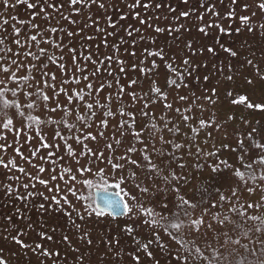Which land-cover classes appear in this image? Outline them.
I'll use <instances>...</instances> for the list:
<instances>
[{
    "label": "rangeland",
    "instance_id": "obj_1",
    "mask_svg": "<svg viewBox=\"0 0 264 264\" xmlns=\"http://www.w3.org/2000/svg\"><path fill=\"white\" fill-rule=\"evenodd\" d=\"M8 2L15 7H6L0 0V40L11 30L13 37L8 35L6 40H19L20 44H10L9 52H0V137H6L0 144L11 145L6 152L0 150V158L14 160L25 173L6 172L0 167V256L8 264H264V165L253 163L264 153L247 138V133L256 129L253 136L264 144V108L255 107L264 106V28L258 27L264 24V11L258 8L264 0H237L235 5L231 0H141L136 8L129 7L135 0H81L75 6L69 0H45L35 9L17 0ZM100 3L104 9L98 7ZM146 3L150 5L147 8L143 7ZM245 4L249 5L247 10ZM210 8L220 16L209 12ZM229 9L235 16L227 17ZM185 11L190 15L181 16ZM242 15L252 18L253 31L239 19ZM208 24L214 26L206 27ZM156 27L164 31L156 32ZM201 27H206V34L199 31ZM14 28L20 29L19 35ZM53 28L57 31H51ZM220 28L225 29L226 40L216 39L217 34H223ZM158 35L175 38L162 41L173 48L178 64H183V59L190 61L187 71L192 75L186 71L183 79L187 87L166 86L170 74H176L160 57L155 58L159 64L153 73L148 58L146 62L135 60L136 71L126 68L125 72L131 73L125 78L129 84L121 89L119 84L105 85L106 71L99 69L101 61L95 60L102 58L103 50L94 53L92 62L87 58L74 61L69 54L72 65L53 72L54 78L47 74V63L41 61V49L45 52L49 40H82L84 44L145 40L135 44L132 51L148 55L152 49L147 50L146 40L155 41ZM31 36H36V41ZM221 44L237 56L225 53ZM209 46L215 52H207ZM3 54L6 59L1 61ZM196 63L202 68H193ZM2 64L11 72H3ZM84 65L82 76L72 80L73 73L79 74L78 67ZM12 73L16 80L10 78ZM132 74L139 76L141 86L132 82ZM156 87L167 95L166 100L154 92ZM43 95L49 99L44 101ZM180 96L186 99L181 101ZM241 97L246 99L241 101ZM89 103L91 110L86 107ZM165 104L172 108L166 109ZM9 119L13 123L4 129ZM135 132L141 135L134 136ZM161 137L170 143H162ZM239 139L244 140L243 149L238 147ZM44 143L52 147H43ZM66 143L72 146L74 156L68 153ZM174 144L182 147L170 146ZM16 148L27 159H22ZM129 148L136 151L129 152ZM88 150L91 154H85ZM145 157L160 167L159 176L165 179L155 178L157 173L147 170ZM133 160L138 166L131 163ZM116 163L122 167L113 168ZM248 164L252 167L247 168ZM216 165L220 170L214 172ZM39 167L46 171L39 173ZM81 168L90 172H81ZM173 173L179 179H173ZM53 175L57 177L54 181ZM6 176L19 179L9 181ZM29 176L48 180L47 188ZM25 183H35V188L19 187L18 192L7 194L6 185L16 189ZM116 183L120 187H113ZM136 184L148 187L150 193H141ZM174 187H179L180 194L195 206L176 210L178 216L169 212L160 216L163 198L170 209L173 206ZM95 188L117 190L132 211L122 217L108 212L88 215L89 210L102 212L95 205ZM27 192L43 193L49 199L52 194L67 196L70 206L61 200L62 208L57 209L40 195L16 198ZM41 203L44 209L39 207ZM145 220L156 222L147 225ZM170 223H177L178 229L171 228ZM128 227L133 231L128 232ZM144 244L149 245L147 250Z\"/></svg>",
    "mask_w": 264,
    "mask_h": 264
},
{
    "label": "snow or ice",
    "instance_id": "obj_2",
    "mask_svg": "<svg viewBox=\"0 0 264 264\" xmlns=\"http://www.w3.org/2000/svg\"><path fill=\"white\" fill-rule=\"evenodd\" d=\"M69 2H70L71 5L75 6V5L79 4V3L81 2V0H69ZM92 2L95 3L96 0H92ZM17 3L26 4L27 8H29V9H35V8L38 7V5L45 3V0H34V2H29V0H17ZM140 3H141V0H135V3L132 4V5H129V7H131V8H136V7L140 6ZM185 3H187V0H185ZM236 3H237V0H231V4L235 5ZM4 5H5L6 7H15V5H10L9 2H8V0H4ZM149 6H150V5L147 4V3L143 5V7H145V8H147V7H149ZM48 7H49V8H55V4H49ZM61 7H63V5H61ZM98 7H99L100 9H104V8H105V5H104V3H100V4L98 5ZM248 7H249V5H247V4L244 5V8H245L246 10H247ZM258 8H259L260 10L264 11V2H260V3L258 4ZM40 11H41V12H44L45 9H44V8H40ZM172 11L175 12V9H172ZM208 11H209V12H212L213 15H215V16H217V17L220 16V13L215 12L214 9H211V8H210V9H208ZM135 15L138 17V16H139V12H137ZM180 15H181V16H184V17H187V16L190 15V13L187 12V11H185V12H182ZM254 15H255V13H253V16H254ZM233 16H235V11L232 10V9H229L228 12H227V17L231 18V17H233ZM122 19H123V17H122ZM201 19H203V17H201ZM239 19H240L245 25L248 26V30H249V31H253V29H252V27H251V23H250V21H251L252 18H251L250 16H248V15H242V16L239 17ZM109 21H111V18H109ZM4 23L7 24V20H5ZM22 23H23V21H22ZM140 23L143 24V23H145V21H144V20H141ZM112 26L115 27L114 24H113ZM213 26H214V25H212V24H208L206 27H213ZM206 27H201V28H199V31H200L201 33H205V34H206ZM258 27H260V28H264V24H260ZM51 31L56 32L57 29L53 28V29H51ZM155 31H156V32H163L164 29H162V28H160V27H156ZM171 31H172V30L169 29V32H171ZM177 31H178V29H177ZM220 31H221V32H224L225 29H224V28H220ZM14 32H15L16 35H19L20 29H19V28H14ZM69 35H72V34L69 33ZM128 35L131 36V35H132V32L129 31V32H128ZM30 39L33 40V41H36L37 37H36V36H31ZM0 42H2V40H0ZM14 42H15L17 45L20 44V41H19V40H16V41H14ZM187 46H188L189 48H191V47H192L191 42H189V44H188ZM220 47L223 49V51H224L225 53H227V54L230 55L231 57H236V56H237V52L233 51L231 48H229V47H224L223 44H221ZM206 50H207V52H209V53H213V52H215V49H214L213 47H211V46L207 47ZM9 51H10V49H9ZM201 51H203V49H202ZM41 52L43 53V49H41ZM193 54H195V53H193ZM28 55H32V54H31V53H28ZM149 55L158 56V57H160L162 60H163V58H164V57H163V54H162V50H161V51H156V52L149 53ZM12 63H16V61H13ZM182 63H183V65L185 66V68L188 69V67H189V65H190V61H189L188 59H183ZM248 63L251 64L252 61L249 60ZM166 66H167L168 69H171L173 72H175L176 77H177L176 79L168 80V81L166 82V86H174L176 89H179V88H181L182 86H183V87H187V85L183 83L184 74L181 73V72H176V70L173 68L172 64H170V63L167 64ZM61 67H63V65H61ZM153 67H155V62H153ZM204 67H207V65H204ZM2 71L5 72V73H9V72H11V70H10L8 67H3V68H2ZM187 75L191 76V75H192V71H191V70H188V71H187ZM10 78H11L12 80H16V76H15V74L12 73ZM53 78H54V77H53ZM203 79H204V80H208V76H204ZM229 79H231V77H229ZM178 80L180 81L179 83H178ZM133 83H135V81H133ZM89 87H91V85H89ZM154 92H155L156 94H159L163 99H165V100L167 99V95L161 91V88L156 87V88L154 89ZM29 95H30V94H29ZM77 98L80 99V100H83V96L80 95V94H77ZM48 99H49V98H48L47 95H43V100H44V101H47ZM71 99H72V98L69 97V102H71ZM179 99H180L181 101H184L186 98H185L184 96H180ZM244 99H246V98L241 97V101H243ZM4 103H5V104H8L9 101H7V100L5 99ZM248 106H249V107H253V105H248ZM28 107L31 108V107H33V105L30 103V104H28ZM86 107H87L89 110H91V109L93 108V105L89 103V104L86 105ZM145 107H147V104H145ZM255 107H258V108H264V106H261V105H256ZM165 108H166V109H171V108H172V105H171V104H165ZM51 111H56V109H51ZM175 111H176L177 113H179V112H180V109H176ZM93 115H94V113H93ZM121 115H123V113H121ZM145 115H147V113H145ZM81 119H83V117H81ZM183 119H184L185 122H187V121L189 120V117H188L187 115H185V116L183 117ZM12 123H13L12 120H10V119L7 120V122L3 124V128H4V129H8L9 126L12 125ZM103 123H104L105 126H106V123H107V122L104 121ZM200 123L203 125L205 122H204L203 120H201ZM69 127H70V126H69ZM121 127H123V124L121 125ZM254 132H257V130H256V129H253L251 132L247 133V138H248V140L251 142V145H252L255 149H258L261 153H264V144L258 143V142L256 141V138L253 136V133H254ZM57 135L59 136V133H58V132H57ZM133 135L138 137V136L141 135V133H139V132H135V133H133ZM86 138H89V137H86ZM90 138L95 139V137H90ZM0 139H5V140H6V137H0ZM161 141H162V143H166V144L170 143V142H168V141H163V138H162V137H161ZM77 142H78V143L80 142V141H79V138H77ZM117 143H119V141H117ZM141 143H143V141H141ZM243 145H244V140H243V139H239V140H238V147H240L241 149H243ZM170 146L174 147L175 149H180V148L182 147V145H180V144H174V145H170ZM8 147H11V145L0 144V150H3V151H5V152L7 151V148H8ZM43 147H52V146L48 145L47 143H44V144H43ZM56 147H58V145H56ZM109 147H111V145H109ZM66 148H67L68 153H69L70 155H72V156L75 155V153L72 151V146H71L70 144H67V143H66ZM234 150H235V149H234ZM15 151H16V153H17L18 155L21 156L22 159H27V158L23 157V153L20 152V149H19V148H16ZM128 151H129V152H135L136 149H135V148H129ZM145 151H147V149H145ZM85 154H91V153H90V150H88V152L85 153ZM156 154H158V153L156 152ZM31 155L34 157V156L36 155V153H35V152H32ZM51 155H52V153H49V156H51ZM165 155L170 156V157H174V154H172V153H165ZM212 155H215V153H209V156H212ZM42 159H43V158H42ZM121 159L123 160V159H125V157H121ZM241 159H242V157H241ZM145 160H146L147 165H148V169H147V170H148L150 173H157V176H156L155 178H158V179H165V178L159 176L160 167H159L157 164H155V163H154L151 159H149L148 157H145ZM76 162L79 163V161H76ZM131 163H132L134 166H138V165H137V162H136L135 160L131 161ZM253 163H257V164H259V165H264V154L260 155V156L258 157L257 160L253 161ZM220 164H223V165L227 166V163H226L225 161H220ZM0 167H2L6 172H11L12 170H16L17 172H19V173H21V174H24V173H25V169H24L23 167H19V166H17L16 163H15V161H14V160H11V159H10L8 162H5L2 158H0ZM112 167H113V168H116V169H120V168L122 167V165L116 163V164H112ZM179 167L183 168L184 165H179ZM246 167H247V168H251L252 165H251V164H248V165H246ZM219 170H220L219 165H216V166L213 167V171H214V172L219 171ZM45 171H46V169H45L44 167H39V168H38V172H39V173H43V172H45ZM64 171H65V172H70V169H65ZM80 171H81V172H83V171H89V172H90V169H84V168H81ZM100 171H103V170L101 169ZM236 175H237V176H241V174H240L239 172H237ZM56 178H57V177H56L55 175L51 176V180H53V181L56 180ZM172 178H173V179H179V177H177V176L175 175V173L172 174ZM5 179H7V180H9V181H10V180H13V179L18 180L19 177H18V176H17V177L6 176ZM29 179H31V180H37L36 177H31V176H29ZM72 179L75 180V177H72ZM37 182H38L39 184H41V185H44L46 188H47L48 183H49V181H48V180H45V179H38ZM85 183H90V181H85ZM19 187H22L23 189L27 190L29 187L35 188V183H33V184H31V185L25 183V184L19 185L18 188H16V189H13V187L11 186V184H8V185H6V192H7V194L12 195L14 191L18 192ZM113 187H120V184H119V183H116L115 185H113ZM135 187L138 188L139 191H140L141 193H143V194H149V193H150V189H149L148 187H146V186H145V187H141L139 184H136ZM58 190H59V189H58V186H57V191H58ZM48 191L51 193V192H53V189L49 188ZM172 191L176 193V195L173 197V201H174L173 206H172V208L170 209V207H169V203H168V202H164V201L167 200V199H166V198H163V199L160 201V203H159V207H160V209H161V214H160V216H162V213H163V212H169L172 216H178L179 213H178V211H176V210H182V209H184V208H186V207H194V206H195L191 201H189V200L186 199L182 194H180V189H179V187H174V188L172 189ZM73 194H74V193H73ZM33 195H40V196H42L43 199H44L45 201H47L50 205H55V207H56L57 209L62 208L61 200H63L64 205H69V206H70V201H68L67 196H63V197L58 198V196H57L56 194H52V195H51V198L49 199V197H48V196H44L43 193L27 192L26 195H17L16 198L19 199V200H27V199L31 198ZM233 195H235V193H233ZM221 198H222L223 200H226V199H227L226 196H222ZM81 199H83V197H81ZM132 199L135 200L136 197H132ZM106 204H107V206L112 210L113 213H115L118 209L121 210V211H124V212H131V211H132V209L129 208L127 204H122L121 201H119V200L109 199V200L106 201ZM39 207H40L41 209H44V208H45V205H44L43 203H41V204L39 205ZM249 207H252V205H249ZM68 214L70 215L71 213H68ZM87 214H88V215H93V214H96V215H104L103 212L93 213L91 210H89V211L87 212ZM77 216H79L81 219L83 218V217L80 215V213H77ZM155 222H156L155 220H152V221L145 220V221H143V223H144V224H147V225L154 224ZM201 223H202V218H201ZM170 227L173 228V229H178L179 225H178L177 223H170ZM126 230H127L128 232H132V231H133V229H132L131 227H128ZM197 231H199V228H197ZM47 238H48V239H51V237H47ZM13 240H14L15 242H17V243H22L21 241L17 240L16 237H13ZM37 247H40V246L38 245ZM148 247H149L148 244H144V245H143V248H144L145 250H147ZM44 254H45V255H51V253H47V252H45ZM57 255H59V254L57 253ZM147 255L151 256L152 253L149 251V252H147ZM135 259L138 261V260H139V257L137 256ZM0 264H8L7 260H5V259L3 258V256H0Z\"/></svg>",
    "mask_w": 264,
    "mask_h": 264
},
{
    "label": "trees",
    "instance_id": "obj_3",
    "mask_svg": "<svg viewBox=\"0 0 264 264\" xmlns=\"http://www.w3.org/2000/svg\"><path fill=\"white\" fill-rule=\"evenodd\" d=\"M20 21L25 22V19H21ZM32 21V20H31ZM29 22V24L31 23ZM28 22V21H27ZM172 30V29H171ZM209 35L213 33V31L209 30L207 31ZM223 34H217L216 39L220 40H226L224 34L225 32H222ZM8 35L10 37H13V34L11 30L7 33V36L1 37L2 42H0V52H9L10 44H15L14 41L16 40H6ZM175 38H172L171 36L166 35H158L155 39V41L146 40V48L147 50H151L149 53L161 51L164 54V61L165 65L172 64L173 68L176 70H180L181 73H186L187 69L183 64H178L176 62V55L174 54V50L171 47V49L167 48L169 43H165L162 40H174ZM180 40V39H179ZM198 40H202L201 37L198 38ZM48 41V40H47ZM49 46H46L44 48L45 52H43L42 56V63H47V67L49 68V73L52 78L56 77L53 72L57 71L58 69H69V67L72 65V61L68 60V55L72 54L74 57V61H80L87 58V61L92 62L94 61V53L98 50H103L105 52L102 53V58L98 57L95 59L96 61H101V65L99 64V69L104 68V71H106V83L105 85L111 86L119 84V89L124 88L125 85L129 84V81H127L125 78L129 76L131 73H127L126 68H129L132 71H136L133 68H136L135 60L144 61L148 58V61L155 62V67L159 64V61H156L158 59V56L154 55H146L142 54L139 55L136 52L137 49L132 51V48L135 44H141L145 40H97L96 42H93L92 44H84L82 40H49ZM161 45L166 46V48H162ZM171 45V44H170ZM66 49H69V51H65ZM167 49V50H166ZM39 53V49L37 50ZM128 51V55L126 52ZM131 52V53H130ZM133 53V54H132ZM83 54V55H82ZM82 56V57H80ZM156 58V59H155ZM6 59L5 54L1 56V61H4ZM89 59V60H88ZM95 61V63H96ZM77 62V63H78ZM146 62V61H144ZM201 64H203L201 62ZM200 63H196L193 65V68L197 69L196 67L202 68V65ZM63 65V67H61ZM88 65V64H87ZM3 67H5L4 64H2ZM97 66V65H96ZM155 67L153 65L150 68V71L153 73L155 70ZM86 68V65L78 67V73H73L75 77H71L72 80H75V78L78 80L82 76V72ZM131 71V72H132ZM52 73V74H51ZM133 75V74H132ZM131 75V76H132ZM153 76V75H152ZM151 76V77H152ZM143 78H146L144 75H142ZM133 81L135 83H138L140 86L142 84L141 79H139V76H132ZM177 77L174 75L169 76V80L176 79ZM130 80V82H131ZM66 81V80H65ZM180 81L178 80V83Z\"/></svg>",
    "mask_w": 264,
    "mask_h": 264
},
{
    "label": "water",
    "instance_id": "obj_4",
    "mask_svg": "<svg viewBox=\"0 0 264 264\" xmlns=\"http://www.w3.org/2000/svg\"><path fill=\"white\" fill-rule=\"evenodd\" d=\"M109 199L119 200L122 204H126L120 192L111 188H95L94 201L96 207L102 212H108L113 217H122L126 212L117 210L115 213L107 206L106 201Z\"/></svg>",
    "mask_w": 264,
    "mask_h": 264
}]
</instances>
